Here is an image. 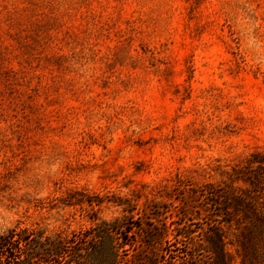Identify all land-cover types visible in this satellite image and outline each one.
Here are the masks:
<instances>
[{"label":"rangeland","instance_id":"obj_1","mask_svg":"<svg viewBox=\"0 0 264 264\" xmlns=\"http://www.w3.org/2000/svg\"><path fill=\"white\" fill-rule=\"evenodd\" d=\"M254 173L264 0H0V233L125 218L163 228L157 258L190 232L206 263L217 230L241 264L210 193L239 196Z\"/></svg>","mask_w":264,"mask_h":264},{"label":"trees","instance_id":"obj_2","mask_svg":"<svg viewBox=\"0 0 264 264\" xmlns=\"http://www.w3.org/2000/svg\"><path fill=\"white\" fill-rule=\"evenodd\" d=\"M248 179L242 182L248 183L249 189L239 196L227 191L210 195L223 201L221 214L229 220L222 226L229 229L234 225L235 229H240L237 234L232 233L234 239L230 244L235 247L241 264H264V175L254 173ZM127 222L125 218L99 221L87 229L68 234L16 225L0 233V264H132L134 260L141 261L136 264H169L168 260L179 257L188 264H198L196 247L189 241H182L183 238L190 240V232L173 236L174 243L177 241L182 246L176 249V255L168 251L171 244L165 240L167 248L161 249L157 258L155 246L158 243L161 246L160 241L165 237L163 228H147L143 232L141 227ZM139 231L144 233L141 251L124 260V253L136 250L138 244L133 238ZM202 240L207 261L199 264H232L225 249V236L211 230Z\"/></svg>","mask_w":264,"mask_h":264}]
</instances>
